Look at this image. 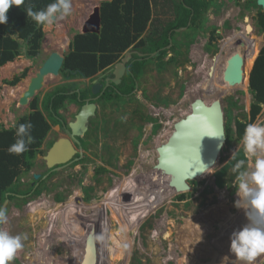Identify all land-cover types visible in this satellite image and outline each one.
I'll return each instance as SVG.
<instances>
[{"label":"rangeland","instance_id":"1","mask_svg":"<svg viewBox=\"0 0 264 264\" xmlns=\"http://www.w3.org/2000/svg\"><path fill=\"white\" fill-rule=\"evenodd\" d=\"M103 1L71 0L72 11L68 17L43 27L44 39L39 56L34 61L19 58L13 62L15 69L1 75L0 125L3 128L14 127L20 118L28 116L32 112L30 104L34 99L41 110L46 95L66 83L60 74L57 77L48 76L28 106L21 107L18 104L20 97L27 90L30 78L34 77L42 63L53 52L63 56L68 53V45L74 35L80 31L93 8ZM231 9L236 12L234 5L229 3L225 10L231 13ZM233 16L228 18L221 17L220 13L212 14L210 15L212 24L207 22L204 26L207 32H210L209 26L221 32L217 42L212 45L215 47L214 56L211 49L205 47L207 38L199 31H191L190 40L177 36L175 42L179 41V48L177 47L175 51H179V56L177 55L175 64H171L170 61L175 52L170 50L163 55L165 68L162 72H157L154 63L156 61L147 65L138 81L137 89L135 88L134 102H130L128 97L120 101L119 97L112 95L113 104L119 101L120 106L115 110L110 109V105L100 107L93 120L104 119L106 122L98 121L96 126L92 120L93 123L89 124L91 133L85 138L87 146L79 151L84 158L75 159L73 163L58 170L55 175L44 179L37 188V193L34 194L31 190L32 196L24 202L13 200L6 204L8 222L0 225V229L8 231L13 236H26V239L22 240V249L16 253L10 264H30L40 249L39 239L45 240L48 237V234H45L46 214L59 206L74 205L73 202L79 208L76 209L77 214H73L74 220L69 219L70 225L67 228L76 239L73 248L58 244L61 240L58 232L45 242L53 257H57L54 264H69L70 261L74 263L85 254L89 258L87 264H243L235 263L234 255L230 252L232 232L239 230L247 222L244 210L235 206L238 199L236 194L238 180L234 179L229 183L225 179L224 187L218 188L215 186L214 176L239 151H243L241 139L238 140L236 136L235 122L248 123L249 108L253 102L248 81L249 69H246L243 88L224 93L220 87L212 89L205 84L212 77L210 68L218 69L222 57L229 50L238 44L246 50L245 43L250 36L238 37L236 31L241 32L249 28L252 37L264 40V33L259 30L253 33L249 17L241 15L234 19ZM223 21L226 22L227 28H232V31L226 32L225 27L221 29ZM154 22L143 37L152 35L157 29L160 30L161 25ZM235 23L237 26H231ZM238 26L241 28L238 29ZM170 49L173 50L171 47ZM201 67L206 69L200 71ZM25 69L27 70L25 81L17 85L24 90L16 96L13 91L17 87L11 88L5 82L13 80L12 78L19 76ZM223 70H226V67ZM204 71L209 72V78L204 79ZM67 82L76 83L79 91L87 87L86 80L75 79ZM246 85L247 91L244 88ZM191 100L205 103L206 106L209 104L208 101L219 100L226 122H229L233 130V139L228 147L225 146L216 167L199 182L191 183L190 192L175 194L170 200H166L163 199L165 191L157 192L156 187L161 180L152 182L146 173L150 164L154 162L155 147L162 140L163 133L167 135L173 121L184 116ZM77 109L76 104L65 102L64 107L58 111L60 119L73 122ZM43 115L51 129L33 162L34 167L24 177L25 181L29 180L28 183L19 187V190L32 187L36 182L33 179L34 175L40 177L45 175L47 171L43 161L46 155L45 146L58 137L57 126L49 120L44 110ZM142 117L153 121L144 122ZM252 123L264 125V108ZM244 165L249 169L252 161L245 158ZM233 172L234 169L231 168L228 173ZM131 180H135V189L140 193V198L134 201L135 207L139 210L134 211L131 208L132 215L140 218L137 229L132 227L133 232L126 226L128 211L124 206L129 191L127 185ZM161 184L167 189L163 181ZM116 195L120 196L122 217L113 210V198ZM179 196L183 198L180 199ZM4 203L5 201L1 207ZM150 203L154 207L151 212L146 211ZM80 214L81 217L78 216ZM96 226L103 228L108 235L101 246L97 239ZM167 233L169 236L166 238ZM110 238L114 239V243ZM79 239L82 240L78 241ZM76 245L81 246V252L77 251ZM91 247L95 250L92 254L88 251L92 250ZM260 257L258 262L256 261L257 264L264 262V255Z\"/></svg>","mask_w":264,"mask_h":264},{"label":"trees","instance_id":"2","mask_svg":"<svg viewBox=\"0 0 264 264\" xmlns=\"http://www.w3.org/2000/svg\"><path fill=\"white\" fill-rule=\"evenodd\" d=\"M52 2L53 0H24L19 7L13 5L9 9L8 22L0 24V68L19 58L34 61L39 56L44 39V26H38L30 17H27L24 10L32 7L34 11H39ZM207 6V0H110L102 2L100 32L84 35L77 33L68 46V53L64 55L59 71L66 83L59 85L46 95L41 110L38 109L37 101L34 99L30 104L32 112L20 118L14 127L5 129L0 125V207L6 199H14L11 194H26L34 189L33 185L27 190H19V184L20 180L26 177L34 167L33 160L39 154L43 141L51 129L47 118L43 115V110L47 113L49 120L57 124L56 118H61L58 111L64 107L65 102L80 105L82 103L80 101L88 95V90L78 91L76 83L67 81L92 79L100 72L117 64L133 47V50L148 54L147 61H135L137 57L134 56V61L128 64V71L121 84L114 90L107 91L104 99L112 101V95H115L120 98V101L128 97L130 102H134L133 92L147 65L156 61L154 63L157 72L160 73L165 68L163 55L165 56L170 50L175 52L173 59L170 60L171 64H175L177 55L179 56V51H175L177 47L179 48V41L174 44L172 41L173 50L170 48L161 50L169 46L168 33L179 28H187L185 32L173 36H182L184 40H190L191 31L202 30ZM191 15V20H189ZM153 21L162 28L155 30L149 38L142 39V35ZM256 26L260 32L264 33V14L258 17ZM145 43L149 45L146 46ZM140 47L142 49H139ZM249 51L251 55L247 57L246 69H249V89L253 102L249 108L248 123L235 122L238 140L242 138L245 126L252 123L261 112L260 105L264 104V40L253 38ZM155 53V56H150ZM26 75L27 70L25 69L19 76L6 81L5 84L14 87L24 80ZM119 103L115 101L116 108L120 106ZM142 120L147 123L153 121V119L143 117ZM29 122L32 124L30 135L33 137V142L27 146L25 152L18 155L10 154L8 148L17 139L16 129L20 124ZM233 134L229 122H226L227 147L233 139ZM242 159L245 161L243 151H239L226 166L215 174L216 187H224L225 179L232 183L234 179H237L240 171L246 170L245 165L239 170L235 169L236 163ZM231 168L234 169L233 174L228 173ZM37 191L36 189L34 194ZM179 198L182 199L183 196ZM96 227L97 239L101 246L108 235L103 228ZM110 239L114 243V239Z\"/></svg>","mask_w":264,"mask_h":264},{"label":"water","instance_id":"3","mask_svg":"<svg viewBox=\"0 0 264 264\" xmlns=\"http://www.w3.org/2000/svg\"><path fill=\"white\" fill-rule=\"evenodd\" d=\"M257 5L264 7V0H257ZM100 28L99 4L93 8L78 33L81 35L98 34ZM130 58L131 53H126L125 57L112 67V79L106 82L104 88L109 86V82L114 87L121 83V79L127 70L126 64ZM63 60L64 56L56 52L48 56L34 77L30 79L27 90L20 97L18 104L21 107L28 106L34 99L42 88L46 77L59 76ZM228 74L227 83L236 85L241 82L236 74ZM102 89V85L94 84L90 93L92 96H96ZM89 101H85V104L75 115L74 121L68 124V136L73 144L79 145L76 137H81L86 133L88 119L95 114V106ZM211 103L208 107L205 103L191 100L184 116L173 121L171 129L167 131V136L162 138L155 148L154 162L150 164L149 171L146 173L152 182L161 180L166 188L173 193L184 194L192 190L191 183L199 182L216 167L226 146V116L219 100ZM221 136L223 138H220ZM71 141L61 138L47 151L43 161L48 170H53L56 166H65L73 161L78 152L73 148ZM39 177V175H34V180H38ZM6 204L7 201L3 207ZM91 245L94 246V244ZM91 249L88 250L90 254L95 252L93 247ZM259 258L260 256L257 257L256 261ZM234 261L235 263H243L236 260L235 256Z\"/></svg>","mask_w":264,"mask_h":264},{"label":"clouds","instance_id":"4","mask_svg":"<svg viewBox=\"0 0 264 264\" xmlns=\"http://www.w3.org/2000/svg\"><path fill=\"white\" fill-rule=\"evenodd\" d=\"M23 2L24 0H0V24L8 22L7 13L13 5L19 7ZM24 11L38 26H50L68 17L72 5L71 0H53L42 10L34 11L32 7H27ZM260 107L264 108V104ZM31 128L30 122L18 126L17 139L8 148L10 154L18 155L27 150V146L33 142ZM240 143L243 145L244 157L252 161V165L249 169L239 172L236 191L238 199L235 206L244 210L247 222L242 228L232 232L230 252L243 264H255L257 257L264 255V125L247 124ZM244 163L243 159L238 161L235 169H241ZM7 222V208L0 207V225ZM23 239H26V236H13L0 229V264H10L14 260L16 253L23 247Z\"/></svg>","mask_w":264,"mask_h":264},{"label":"flooded vegetation","instance_id":"5","mask_svg":"<svg viewBox=\"0 0 264 264\" xmlns=\"http://www.w3.org/2000/svg\"><path fill=\"white\" fill-rule=\"evenodd\" d=\"M207 3H208V6H207V10L205 11V21H204V26H206L207 25V22H209V23H211L210 22V20H212V18L210 17V15H216L217 13H220V16L221 17H223V16H226V17H228V18H230L231 17V15H234L233 16V18L234 19H236V17L237 16H241V15H244V16H246V17H249L250 18V20L252 21V24H251V29H253V33H255V32H257L258 31V28H257V26H256V21H257V19H258V17L261 15V14H264V7H259L258 5H257V0H240V1H238V0H207ZM229 3H232L233 5H234V8H235V10H236V12H234V10L233 9H231V13L229 12V13H227V11L225 10L226 8H227V6H228V4ZM225 8V9H224ZM231 14V15H230ZM191 17H192V15L190 16V19L189 20H191ZM233 19V21H235ZM213 20H215V18H213ZM189 23H190V21H189ZM225 23L226 22H224L223 21V25L221 24V26H222V30L224 29L223 27H225V29H227L226 30V32L229 30V31H232V28L230 29V27H226L225 26ZM212 24V23H211ZM83 25V24H82ZM237 26V24L235 23V24H231V26ZM204 26H203V28H202V30H199V33L202 35V36H205L206 38H207V40H206V45H205V47L207 48V49H211V52H212V54H213V56H214V53H215V47L214 46H212V45H214L215 44V42H217V37L220 35V30H215V28H211V26H209L208 27V29L210 28V32H207V29L206 28H204ZM82 27V26H81ZM150 27V26H149ZM148 27V28H149ZM217 27V26H216ZM148 28H147V31H148ZM162 28V27H161ZM241 27L240 26H238V29H240ZM81 29V28H80ZM187 30V28H179V29H176V30H174L173 32H169L168 33V40H169V46H167V47H165V48H162L161 50H164V49H169L170 47H171V45H172V41H173V44H174V42H175V40H176V37H174L173 35L175 34H181V33H183V31L185 32ZM204 31V32H203ZM203 32V33H202ZM236 33H238V37L239 36H242V35H244L245 34V31H244V29L241 31V32H239V31H236ZM145 34V33H144ZM160 35V34H159ZM245 36V35H244ZM248 36H250L247 40H246V43H245V46H246V50H245V53H246V55H251V53H250V51H249V46H250V42L252 41V39L253 38H255V37H252L251 36V34L250 35H248ZM147 38H149V36H145V37H143L142 36V39H147ZM215 39V40H214ZM146 44V46L147 45H149L148 43H145ZM145 46V47H146ZM216 47H217V45H216ZM234 48V47H233ZM232 48V49H233ZM139 49H142L141 47L139 48ZM231 49V50H232ZM230 50V51H231ZM129 52H127V53H131V58H130V60H129V62L126 64V67H127V70H126V72L128 71V68H129V66H128V64L129 63H132L133 61H134V59H133V57L134 56H136L137 57V59H135V61H143V60H146L147 61V58H148V54H144V53H140L138 50H133V47H131L129 50H128ZM204 53V52H203ZM141 57H140V56ZM156 55V53L155 54H151L150 56L151 57H153V56H155ZM125 57V54L123 55V57L120 59V61L123 59ZM248 57V56H247ZM119 61V62H120ZM114 66V65H113ZM112 66V67H113ZM113 68H109L108 70H106V71H104V72H100L99 74H97L95 77H93L92 79H88V80H86L87 81V87L86 88H84V89H82V90H88V95L86 96V98L85 99H83V100H81L80 102H82L80 105H77L78 106V109L76 110L77 111V113L79 112V110H80V108L85 104V101H87V100H90L89 101V103L90 104H93L94 106H95V114L91 117V118H89L88 119V123H87V131H86V133L83 135V136H81V137H76V140L79 142V145H76V144H73V142L70 140V137L68 136V131H69V128H68V124L70 123V122H66L65 120H61L60 118H56V120H57V124H55V126H57V136L58 137H56L54 140H52L50 143H48L46 146H45V154L47 153V151L52 147V145L57 141V140H59V139H61V138H64V139H67V140H69V141H71V143H72V145H73V148L78 152V154H76L75 155V157L73 158V161L75 160V159H81V158H84L83 157V155L82 154H80L79 153V151H81V150H84L83 148L84 147H86L87 146V141L85 140V138L87 137H89V134L91 133V132H89L90 131V123L92 124L93 122V125H95L96 124V126L98 125V121L100 122V123H102V122H106L104 119H101V120H97V119H95V120H93V117H95L96 115H97V112L100 110V107L101 108H105V106L106 105H110L109 107H110V109L112 108H114V110L116 109V107H115V104H113V100L112 101H107V100H105L104 99V94L108 91V92H110L111 90H114L115 89V87L114 86H112V84L109 82V86L107 87V88H104V86H105V84H106V82L109 80V79H112V75H111V70H112ZM126 72H125V74H126ZM125 74H124V76H125ZM124 76H123V78H124ZM123 78L121 79V82H122V80H123ZM13 79V78H12ZM94 84H99V85H102L103 86V89H104V91L102 92V90H100L99 91V94H97L96 96H92L91 95V93H90V89H91V87L94 85ZM121 84V83H120ZM137 84V83H136ZM119 86V85H118ZM82 90H80V91H82ZM79 91V90H78ZM134 92H135V90H134ZM133 92V93H134ZM104 99V100H103ZM98 109V110H97ZM61 117V116H60ZM74 118H75V116H74ZM92 120H93V122H92ZM74 121V120H73ZM49 123V122H48ZM50 125V124H49ZM50 132V131H49ZM49 132H48V134H49ZM48 134H47V136H48ZM46 136V137H47ZM46 139V138H45ZM95 140L93 139V142H94ZM37 158V157H36ZM35 161V159L33 160V162ZM73 161H71V162H69V164H71V163H73ZM66 165H68V164H66ZM66 165L65 166H56L53 170H48L47 168H46V166H45V163H44V166H45V168L47 169V171L45 172V175L44 176H41V177H39V179L38 180H36V182L34 183V188H35V190L41 185V183L43 182V180L45 179H47V178H50L51 176H53V175H55L57 172H58V170H61V169H63L64 167H66ZM34 179V178H33ZM28 181L29 180H27V181H25L24 180V178H22L21 180H20V184H19V186L20 187H22V186H24V184H26V183H28ZM35 190H32L33 192L35 191ZM29 192V193H26V194H11V196H13L14 197V199L13 200H16V201H18V202H24L27 198H29V197H31L32 196V194H33V192ZM13 200H9V199H6L5 200V202L7 201V204L8 203H11ZM27 208H28V206H27Z\"/></svg>","mask_w":264,"mask_h":264},{"label":"bare ground","instance_id":"6","mask_svg":"<svg viewBox=\"0 0 264 264\" xmlns=\"http://www.w3.org/2000/svg\"><path fill=\"white\" fill-rule=\"evenodd\" d=\"M244 31H245L244 35H250V33H251V32H249V28L244 29ZM246 59H247V56H246V53H245V49L241 46V44L236 45L231 51L229 50L228 53L222 57L221 63L219 65V67H217L218 69H215L214 67L210 68L211 69L210 74H212L211 78H209V72L206 73L207 70L204 71V73H205L204 74V77H205L204 79L209 78L208 79V83H205V84L208 85V86H211L212 89H216L217 87H220L219 89H222L224 93H227V91H232V90H234L236 88H243V86L245 84V79H246ZM16 66H18V65H16ZM224 67H226V70H223ZM11 69H15V64L14 63H11L10 65H6V66L2 67L1 75H4L5 73L9 72ZM205 69L206 68L201 67L200 71L201 70H205ZM214 71H216V72H214ZM212 72H214L215 76H213L214 74ZM228 73L236 74V76L239 78V81L241 80V82L238 85H233V84L227 83L226 79L229 76ZM244 88L246 90L247 85ZM23 90H24L23 87L19 86V87H17L15 89V91H13V93L16 96H19V94H21ZM208 103L210 105L212 104L209 101H208ZM209 104L207 105L208 107L210 106ZM163 134L164 135H162V138H165V136H167V135H165V133H163ZM161 182H159V184L156 187L157 188V192H162L163 193L165 191L166 193H165V197L163 199L170 200L175 195V193H173L169 189H165L164 186L161 184ZM127 186L129 188V191H128L127 197L125 199L126 203L124 204V206L127 207V211H128V213H126L127 216H128V223L126 222V226L129 229V231L132 230V232H133V228L132 227H135L137 229V226H139L140 218H136L135 216L132 215L133 212H131V208L134 211L139 210V208L135 207L134 201H137L140 198V193H139V191H136V189H135V180H131L128 183ZM113 201H114L113 210H115V212L117 211V213L120 214V216L122 217L123 215L121 214V211H120V206L121 205L119 204L120 196L116 195L113 198ZM73 203H74V205H67L66 204L65 206L63 205L61 207L57 206L58 208H54L53 210H50L46 214L47 216H46L45 219L47 220V224H46L47 225V230L45 231V234H48V237L45 240L39 239L40 249L37 251L33 261H31L30 264H33V263L34 264H44V262H49L50 264L56 263L57 257H53V255L49 251V249L46 248V243H45L47 239L48 240L52 239L53 236L56 234V232H58V234L61 236V240L58 241V244H60L61 246L64 245V246H66V248H69V249L73 248V242L76 239H74L73 233L69 232L67 230V228L70 225L69 219L73 218V214L76 213V209H79L75 205V202H73ZM153 208L154 207L150 203V206L146 209V211L151 212V210ZM140 210H142V208ZM118 214H117V216H118ZM78 216L81 217V214L78 215ZM117 216L114 215L115 218H117ZM73 220H74V218H73ZM168 236H169V234L167 233L166 238ZM81 240L82 239H79L78 241H81ZM119 241H122V240L119 239ZM76 249H77L78 252L82 251L81 246L76 245ZM72 252H73V250H72ZM85 255L83 256L82 259L81 258L76 259L74 263H72L70 261L69 264H87V259H89V258H87V256H85ZM66 261L67 260H65L64 263H66ZM257 262L255 264H257Z\"/></svg>","mask_w":264,"mask_h":264},{"label":"crops","instance_id":"7","mask_svg":"<svg viewBox=\"0 0 264 264\" xmlns=\"http://www.w3.org/2000/svg\"><path fill=\"white\" fill-rule=\"evenodd\" d=\"M109 1H110V0H109ZM15 61H16V60H15ZM15 61H14V62H15ZM12 63H13V62H12ZM10 64H11V63H8V64H6V65H10ZM6 65H4V66H6ZM4 66H3V67H4ZM1 70H2V67L0 68V77H1ZM30 79H31V78H30ZM22 81H25V80H22ZM22 81H21V82H22ZM21 82H20V83H21ZM20 83H18L17 85H19ZM29 83H30V81H29ZM17 85L14 86V87H11V88H16ZM28 86H29V85H28ZM27 88H28V87H27Z\"/></svg>","mask_w":264,"mask_h":264}]
</instances>
